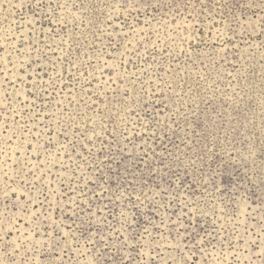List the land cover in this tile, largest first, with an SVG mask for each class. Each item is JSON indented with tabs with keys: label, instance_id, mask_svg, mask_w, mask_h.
<instances>
[{
	"label": "rangeland",
	"instance_id": "rangeland-1",
	"mask_svg": "<svg viewBox=\"0 0 264 264\" xmlns=\"http://www.w3.org/2000/svg\"><path fill=\"white\" fill-rule=\"evenodd\" d=\"M0 264H264V0H0Z\"/></svg>",
	"mask_w": 264,
	"mask_h": 264
}]
</instances>
